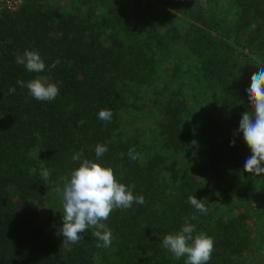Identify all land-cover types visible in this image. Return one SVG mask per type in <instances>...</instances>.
<instances>
[{
	"label": "trees",
	"instance_id": "1",
	"mask_svg": "<svg viewBox=\"0 0 264 264\" xmlns=\"http://www.w3.org/2000/svg\"><path fill=\"white\" fill-rule=\"evenodd\" d=\"M26 49L43 72L17 63ZM260 66L264 0H24L1 11L0 264H185L162 238L193 214L196 234L213 240L207 264H240L253 251L264 186V174L244 171L252 153L238 134ZM35 78L56 83L58 96L40 101L17 83ZM97 144L108 149L99 162L145 199L104 221L108 247L93 229L68 243L43 219L61 177L78 167L73 154L95 160Z\"/></svg>",
	"mask_w": 264,
	"mask_h": 264
},
{
	"label": "clouds",
	"instance_id": "2",
	"mask_svg": "<svg viewBox=\"0 0 264 264\" xmlns=\"http://www.w3.org/2000/svg\"><path fill=\"white\" fill-rule=\"evenodd\" d=\"M18 64L24 65L29 72L41 73L45 70V63L40 54L35 50H25L22 57L18 58ZM59 60L50 66L55 68ZM21 87H26L29 94L40 101L54 100L59 94L56 83L46 82L42 78L28 81L18 80ZM15 92V88L9 89ZM249 101V111L242 115L239 123L238 134H242L243 141L251 150V156L244 163V171L259 176L264 174V66L251 76L250 87L246 89ZM112 112L109 109H101L98 118L111 122ZM234 146L235 141H231ZM97 159L84 158L83 150L72 156L78 167L70 171L68 175L61 177L62 185L55 189L61 198L62 225L58 229L63 239L71 244L78 243L83 238V233L93 229L92 235L102 245L108 247L112 243L111 230L106 226V221L114 209H128L132 204L143 205V195H134L132 188L118 181L111 167L99 162L107 151L103 144L95 146ZM128 156L131 160L139 159V154L134 148H130ZM44 179L50 175L47 169L41 173ZM29 201L39 204L29 199ZM188 203L198 212L207 214L205 202L195 195L188 197ZM197 219L195 214L186 217L179 231L163 236L162 245L171 252L174 258L186 257L185 264H207L213 252V240L203 233L196 234L195 225L189 221Z\"/></svg>",
	"mask_w": 264,
	"mask_h": 264
},
{
	"label": "rangeland",
	"instance_id": "3",
	"mask_svg": "<svg viewBox=\"0 0 264 264\" xmlns=\"http://www.w3.org/2000/svg\"><path fill=\"white\" fill-rule=\"evenodd\" d=\"M63 3L67 0H56ZM24 0L22 1V3ZM223 14L229 13L230 8H223ZM48 82L47 80H45ZM194 103L191 104L193 106ZM190 151H187L186 159L189 162H195V157L199 148L190 147ZM256 205L260 206L254 215V220L250 222L251 228L255 232V239L253 243V251L246 254L244 260L242 259L240 264H264V186L259 188L258 198H256ZM62 204L61 198L54 192L48 203L47 209L44 211L43 219L46 223L49 231L54 232L60 238H63L61 234H58V229L62 225Z\"/></svg>",
	"mask_w": 264,
	"mask_h": 264
},
{
	"label": "built area",
	"instance_id": "4",
	"mask_svg": "<svg viewBox=\"0 0 264 264\" xmlns=\"http://www.w3.org/2000/svg\"><path fill=\"white\" fill-rule=\"evenodd\" d=\"M22 0H0V12L1 11H14L21 5Z\"/></svg>",
	"mask_w": 264,
	"mask_h": 264
}]
</instances>
